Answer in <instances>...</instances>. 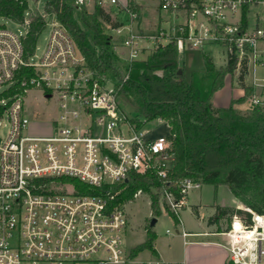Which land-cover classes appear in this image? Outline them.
<instances>
[{
    "label": "built area",
    "instance_id": "2783aa9c",
    "mask_svg": "<svg viewBox=\"0 0 264 264\" xmlns=\"http://www.w3.org/2000/svg\"><path fill=\"white\" fill-rule=\"evenodd\" d=\"M74 2L78 7L118 5L117 0ZM245 4L248 12L264 0H159V9L175 19L168 28L149 37L134 31L130 23L112 31L123 36L129 62L138 59L142 49L152 51L172 38L181 56L187 49H222L225 62L236 60L234 73L246 75L251 68L250 83L245 84L253 87L248 102L264 108V75H256V69L264 70V26L249 20L243 25ZM121 8L129 19L135 18L128 4ZM27 15L28 10L23 33L0 26V264L125 263L132 258L130 249L123 247L122 233L128 225L124 203L111 202L122 187L113 191L111 186L125 182L130 172L165 179L173 160L169 131L154 135L153 128L145 122L138 125L135 116L125 113L117 85L105 88L103 74L85 65L54 16L41 55L25 59L21 38L27 31ZM21 66L32 67L35 74L20 80L21 91L10 93ZM32 89L40 90L46 101L54 97L53 117L45 121L29 117L25 93ZM43 126L47 131L39 130ZM200 184L183 178L178 196L165 186L158 188L160 204L178 226L187 193ZM245 210L247 216L232 215L226 229L217 233L227 238V261L264 264V213ZM180 235L185 237L186 232ZM138 263L181 264L151 253Z\"/></svg>",
    "mask_w": 264,
    "mask_h": 264
},
{
    "label": "trees",
    "instance_id": "16d2710c",
    "mask_svg": "<svg viewBox=\"0 0 264 264\" xmlns=\"http://www.w3.org/2000/svg\"><path fill=\"white\" fill-rule=\"evenodd\" d=\"M83 8L76 6L74 0H46L43 11L52 14L67 30L89 69L97 74L109 73L116 79V96L134 112L138 125L158 118L169 125L173 160L166 178L149 172H130L125 182L111 186L113 191L122 187L111 202L124 203L140 189L151 195L152 214L158 215V188L165 186L178 196L179 182L188 177L215 186L224 184L241 204L264 213V108L255 104H249L246 112L238 108L253 93V87L242 81V95L232 98L228 106L216 107L211 102L213 93L224 85L225 77L234 75L236 60L229 58L216 67L211 56L202 52V66L187 69L179 63L172 38L148 51L145 58L130 61L124 70L112 51L111 36L103 27H116L120 23L98 4L93 5L92 12ZM128 8L137 14L131 3ZM25 11L26 0H0V16L23 22ZM246 13L247 4L242 8L243 25L248 22ZM27 18V31L21 38L25 59L34 54L36 39L45 26L44 15L38 11L28 10ZM34 74L32 67L21 66L10 93L21 91L20 80ZM242 75L239 74V80ZM150 187L157 191L151 193ZM214 207L215 213L208 223L229 221L234 214L248 215L246 210L234 206ZM145 235L144 241L130 248L129 258L143 250L155 254V232L148 227Z\"/></svg>",
    "mask_w": 264,
    "mask_h": 264
},
{
    "label": "rangeland",
    "instance_id": "374dc122",
    "mask_svg": "<svg viewBox=\"0 0 264 264\" xmlns=\"http://www.w3.org/2000/svg\"><path fill=\"white\" fill-rule=\"evenodd\" d=\"M27 1V10L32 11H38L44 15L45 18V26L38 35L35 43V49L33 58L34 60H37L38 57L43 52V49L45 47L49 31H50V23L53 21V15L52 14H45L43 11V6L46 0H26ZM106 9H108L107 6H105ZM83 9H85L88 12L93 11V5H86ZM158 11V9H157ZM160 11V14L162 18H167L169 24H173L175 19L169 15H167L164 11ZM158 14V13H157ZM258 17V19H254V17ZM26 17V16H25ZM247 17L250 23L257 22L264 26V4H257L254 6H250L247 12ZM143 20L141 17L140 19H134V23L132 25L133 30L137 31L139 24L141 21H147V23H151L154 19L153 16L145 15ZM0 26H5L6 28L14 31V32H20L23 33L25 29V24L23 22H15L9 17H3L0 16ZM104 30L108 32L111 36V43L112 46L115 44L116 46H119L121 40L123 39V36H112L114 35V31L111 30L113 27H109L107 25H104ZM151 31L154 30L152 27L150 29ZM146 33V32H145ZM156 33V32H154ZM154 33H148L145 34V37H149L150 34H153L154 36L156 34ZM163 43L166 42V39L162 40ZM144 43L150 45L151 40H146ZM125 50V49H124ZM113 51V49H112ZM121 50H116V57L118 64L122 69H126L129 65V61L127 60L126 52L128 55V51H124L122 53ZM205 52L207 54H210L212 57V61L216 67L222 66L225 64V57L222 49L216 47V46H206L202 50H196L194 53V56L192 57V61H190V64H185V67L187 69L189 68H200L202 66V58L201 53ZM149 54L148 51L145 49H142V53L138 56V59L145 58ZM187 56V53H186ZM182 56L178 55L179 63L181 61ZM250 68V67H249ZM251 68L248 72V74L245 75V80L250 81V78L252 77V74L250 73ZM256 75L261 76L264 75V70L262 72L260 69H256ZM104 76V86L106 89H111L116 86V79L109 73L103 74ZM234 76V75H233ZM227 75L224 80V85L214 92V96L212 99L213 106L219 107L227 103L228 98L233 92V96L235 95V90L232 87V84H234L235 76ZM233 77V78H232ZM2 90V87H0V92ZM232 91V92H231ZM25 106L27 109V113L31 119H33L34 115L37 116V119L41 120H48V118L53 117L56 114V104L54 97H51L48 101L44 100L42 97V93L38 89H32L25 93ZM121 108L124 110L125 113L131 116H135L134 112L127 106H125L122 101L120 100ZM249 107V102L246 101L244 103L238 104V108L241 109L242 112H246ZM147 127H151L154 129V135L158 134H166L169 131V125L166 122H159L158 119H153L146 123ZM48 127L43 126L42 129H39L42 132L47 131ZM4 133V129H2L1 134ZM155 187H150L151 193H155ZM202 191V201L201 204L203 206L202 212H209L211 208V204H213L217 199L220 201L224 200V202H228L230 204H235L236 200L230 198L231 192L229 191L228 187L226 185H217L215 186L212 183H202L200 189ZM155 191V192H153ZM191 197L193 199L196 198L198 192H196L195 189H191ZM232 197V196H231ZM151 195L147 194L145 192H141L137 194L136 196L133 195L132 199L124 202L123 204V210L125 213V216L127 218V229L122 233L123 238V247L130 249L131 247L141 243L145 239V230L146 228L150 227L156 234V237L154 239V244L160 248L163 249L166 255H173L178 252V245L180 238L175 232V229H178V225L175 221L174 216L166 210L164 205L160 204V213L158 215L152 214V209L150 205ZM238 208L246 209L248 206H245L244 204H241L238 201ZM180 216L182 220L185 223L186 228H199L198 226V220L196 218V213L192 210V205H188L185 209H182L180 211ZM155 218V223L151 225V219ZM228 224V221L223 219L219 222L218 225L212 226L211 229L213 231H222L224 230L225 226ZM166 229L170 230V233H165ZM209 238V237H208ZM211 239L218 241V242H225L226 237L223 235H214L210 237ZM199 239V238H197ZM149 255L148 250H143L139 252L135 257H133L131 260L125 262V263H117V264H139L138 261L141 258H144ZM202 264V263H199Z\"/></svg>",
    "mask_w": 264,
    "mask_h": 264
},
{
    "label": "crops",
    "instance_id": "0c3cea01",
    "mask_svg": "<svg viewBox=\"0 0 264 264\" xmlns=\"http://www.w3.org/2000/svg\"><path fill=\"white\" fill-rule=\"evenodd\" d=\"M117 1H118V5H116V6L108 5L107 6L108 9H106L105 7H103V8L110 13V16L113 20L118 21V23H120L119 25H126L127 23H130V25L132 27V25L134 23V19H138V18L140 19V17H141L143 20H145L144 16L150 15V16L154 17L152 22L147 23V21H141V23L138 26L137 31L146 32V33H154L157 30H159L160 28H168L170 26L168 19L162 18L161 14H160V11H159L160 9L158 7L159 0H117ZM128 3H131L132 5H134L136 7V10H137V14H136L135 18H133V19H129L128 14L124 10H122V8H121L122 5H125ZM157 9H158V11H157ZM152 27L154 28L153 31L150 30ZM111 30H112V28H111ZM112 36L117 37L116 34H114ZM262 44H264V43H262ZM112 49H113V52L115 54H117L116 53L117 49L121 50L122 53H124L125 50L128 51V49L126 47H124L121 44V42H120L119 46H116L114 44L112 46ZM195 52H196V49H187L186 51H184L182 58H181V61H180V65H182V64H184V66H185V64L189 65L190 61H192V57L194 56ZM186 53H187V56H186ZM126 56H127V52H126ZM234 76L233 77L235 78L236 81L234 82V84H232V87L235 89V90H233V91H235V95L233 96V92L231 91L232 94L228 98L227 103L220 106V107L228 106L230 103V100L232 98H237V97L242 95L243 88L241 85V81L244 84L250 83V81L248 82L245 80V75H242V80H239V74L234 73ZM213 96H214V93L211 97V101L213 99ZM201 185H202V183L200 184V186L198 188H193L196 190V192H198L195 199H193V197H191V191H189L187 193L186 199H185V206H183V208H182V209H185L189 204L192 205V210L196 213V218L198 220L199 228H186L185 223L181 218L182 224H181V226H178V229H175V232L177 235H174V236H178L180 238L179 245H178L179 246L178 252L176 254H173V255H171V254L166 255L165 252L163 251V249L158 248L154 244V241H153V246L155 249V254H153V255L159 257L164 262L181 263V264H199V263H202V264H225L227 261V252H226V249L224 247V245L227 242V238H226V241L223 243L215 241V240L210 238L211 236H214V235H221V234L217 233L218 231H213L211 229V227L218 225L219 222L223 219H219L216 222L213 221L212 223H208L207 220L210 216H212L215 213V207H214L215 204L220 205V206L237 207L238 206V200L231 194L232 197L230 196V198H231V200L232 199L236 200L235 204H233V203L230 204L228 202H224V200L219 202V200L217 199L213 204L210 205L212 209L209 212H202L201 211L203 208V206L201 204L202 191L199 190ZM220 185H224V184H220ZM228 223H229V221H228ZM227 226H228V224L225 226L224 229H226ZM182 230L186 232L185 237H182L180 235V231H182ZM197 238H199V239H197ZM149 254H150V252H149Z\"/></svg>",
    "mask_w": 264,
    "mask_h": 264
},
{
    "label": "water",
    "instance_id": "95a60500",
    "mask_svg": "<svg viewBox=\"0 0 264 264\" xmlns=\"http://www.w3.org/2000/svg\"><path fill=\"white\" fill-rule=\"evenodd\" d=\"M177 72L180 73L181 72V69H178ZM155 221H156L155 218H152L151 219V225H153L155 223Z\"/></svg>",
    "mask_w": 264,
    "mask_h": 264
}]
</instances>
